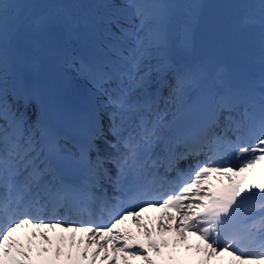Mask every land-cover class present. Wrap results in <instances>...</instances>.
<instances>
[{"label":"snow or ice","instance_id":"6c2138e0","mask_svg":"<svg viewBox=\"0 0 264 264\" xmlns=\"http://www.w3.org/2000/svg\"><path fill=\"white\" fill-rule=\"evenodd\" d=\"M28 7L0 2V264H129V257L156 264L151 253L162 251L154 231H175L174 250L202 255L188 264L225 255L228 264H264V0L236 28L238 36L259 31L258 71L242 66L235 76L182 63L207 7L201 3L184 5L191 11L178 43L166 0H99L87 5L96 9L87 17L71 2L45 4L32 18ZM51 61L71 67L98 101L84 121L61 127L62 112L39 102L38 77ZM169 99L181 110L195 104L194 127L177 139L183 151L166 148L160 103ZM157 150L163 154L153 157ZM161 168L176 172L174 186L166 188ZM213 178L228 183L214 190ZM106 184L123 198L109 197ZM149 208L163 210L155 229L141 222ZM95 210L108 211L109 222L61 216ZM130 217L147 247L117 231ZM26 226L69 235L53 241L47 231L32 232L25 243L13 233ZM189 235L202 243L189 244Z\"/></svg>","mask_w":264,"mask_h":264},{"label":"bare ground","instance_id":"6f19581e","mask_svg":"<svg viewBox=\"0 0 264 264\" xmlns=\"http://www.w3.org/2000/svg\"><path fill=\"white\" fill-rule=\"evenodd\" d=\"M165 233H169V232H165ZM137 260H140V259H135V260H133V259H131V258L129 257V264H135ZM121 264H123V261H121Z\"/></svg>","mask_w":264,"mask_h":264}]
</instances>
